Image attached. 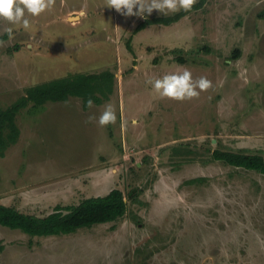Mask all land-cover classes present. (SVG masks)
Instances as JSON below:
<instances>
[{
    "label": "rangeland",
    "instance_id": "obj_1",
    "mask_svg": "<svg viewBox=\"0 0 264 264\" xmlns=\"http://www.w3.org/2000/svg\"><path fill=\"white\" fill-rule=\"evenodd\" d=\"M105 3L56 0L38 17L26 11L28 28L0 20L2 107L70 73L116 75L91 108L71 97L18 114L0 201L44 215L119 188L127 213L61 235L0 224V264H264V174L212 155L264 154V0H208L139 31L164 14L124 16ZM185 69L212 87L176 101L148 83ZM108 104L117 120L100 126Z\"/></svg>",
    "mask_w": 264,
    "mask_h": 264
},
{
    "label": "trees",
    "instance_id": "obj_2",
    "mask_svg": "<svg viewBox=\"0 0 264 264\" xmlns=\"http://www.w3.org/2000/svg\"><path fill=\"white\" fill-rule=\"evenodd\" d=\"M207 2L208 0H199L192 10L203 7ZM192 10L189 12L181 10L174 14L148 19L137 27V31L147 24L172 25ZM260 16L264 18V11ZM180 60L184 61L183 58ZM115 77L113 71L70 73L34 84L8 107L0 106V157L6 155L7 150L18 141L21 135L17 116L23 109L31 105L34 108L49 102L68 101L71 97H80L85 108H88L86 102L89 98L94 104H101L112 92ZM212 155L216 160L257 170L264 174V154L262 153L248 155L215 149ZM27 209L14 203L9 205L0 201V224L20 229L33 236L68 234L82 227H92L118 220L127 213L128 199L123 190L114 188L105 195L86 197L77 204L57 205L52 212L44 215L36 214L34 210H31L33 208ZM3 249L4 246L0 242V252Z\"/></svg>",
    "mask_w": 264,
    "mask_h": 264
},
{
    "label": "clouds",
    "instance_id": "obj_3",
    "mask_svg": "<svg viewBox=\"0 0 264 264\" xmlns=\"http://www.w3.org/2000/svg\"><path fill=\"white\" fill-rule=\"evenodd\" d=\"M56 0H0V20L7 21L11 25H19L28 28L30 21L25 18V12L34 17L40 16L46 10L55 6ZM198 0H106L105 5L114 8L124 16L146 17L154 10L163 13H177L181 10L189 12ZM82 16L85 13H80ZM9 38L12 36V28L7 29ZM4 41L0 40V46ZM160 98H169L176 101L198 98L200 93L212 87V81L207 77L194 80L191 71L185 69L180 73L165 74L162 78L149 80ZM67 103V102H65ZM87 107H93V100H87ZM96 119L89 116L88 121ZM117 120L116 109L108 104L100 114L98 123L100 126L115 124ZM133 123H136L133 121Z\"/></svg>",
    "mask_w": 264,
    "mask_h": 264
}]
</instances>
